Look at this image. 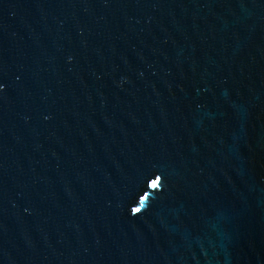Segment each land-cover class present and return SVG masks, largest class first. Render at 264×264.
<instances>
[{
	"label": "water",
	"instance_id": "water-1",
	"mask_svg": "<svg viewBox=\"0 0 264 264\" xmlns=\"http://www.w3.org/2000/svg\"><path fill=\"white\" fill-rule=\"evenodd\" d=\"M0 264H264V0H0Z\"/></svg>",
	"mask_w": 264,
	"mask_h": 264
}]
</instances>
